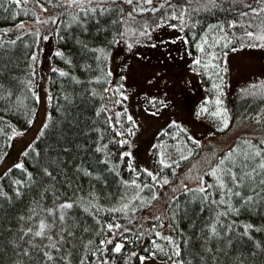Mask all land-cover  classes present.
<instances>
[{
	"label": "trees",
	"instance_id": "16d2710c",
	"mask_svg": "<svg viewBox=\"0 0 264 264\" xmlns=\"http://www.w3.org/2000/svg\"><path fill=\"white\" fill-rule=\"evenodd\" d=\"M168 23L213 101L231 50L264 40V0H0V161L33 119L43 56L59 68L46 125L0 177V264H264V86L224 96L223 129L182 128L180 159L155 144L146 170L129 153L108 52Z\"/></svg>",
	"mask_w": 264,
	"mask_h": 264
},
{
	"label": "rangeland",
	"instance_id": "374dc122",
	"mask_svg": "<svg viewBox=\"0 0 264 264\" xmlns=\"http://www.w3.org/2000/svg\"><path fill=\"white\" fill-rule=\"evenodd\" d=\"M125 41L108 52V69L114 71L115 86L122 89L120 97L134 120L129 153L134 156L135 165L146 170H151L149 150L152 146L158 145L159 156L164 162L188 155L191 147L185 136L178 134L182 128L199 135L223 129L227 125L224 96L243 93L251 87L261 90L264 86V40L231 50L232 54L225 58V93L213 101L201 82L200 69L196 65L198 57L189 51L174 23L162 24ZM220 42L221 46L226 44L224 39ZM217 52L212 51L206 57L215 56ZM201 53L204 54V50ZM54 70H59L58 66L43 56L38 67L33 119L26 128L11 136L0 161V177L11 167L21 165L24 152L46 125L49 77ZM164 129L172 136L158 138ZM221 171L222 164L216 165L210 171L211 179H219ZM160 263L151 259L143 264Z\"/></svg>",
	"mask_w": 264,
	"mask_h": 264
},
{
	"label": "bare ground",
	"instance_id": "6f19581e",
	"mask_svg": "<svg viewBox=\"0 0 264 264\" xmlns=\"http://www.w3.org/2000/svg\"><path fill=\"white\" fill-rule=\"evenodd\" d=\"M113 101V100H112ZM17 129V128H16ZM14 167V166H13ZM12 168V167H11Z\"/></svg>",
	"mask_w": 264,
	"mask_h": 264
}]
</instances>
